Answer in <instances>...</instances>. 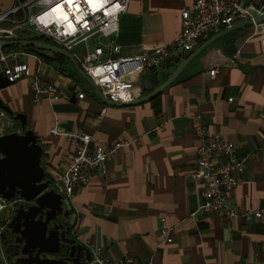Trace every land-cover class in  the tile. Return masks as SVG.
Wrapping results in <instances>:
<instances>
[{
	"label": "crops",
	"instance_id": "obj_1",
	"mask_svg": "<svg viewBox=\"0 0 264 264\" xmlns=\"http://www.w3.org/2000/svg\"><path fill=\"white\" fill-rule=\"evenodd\" d=\"M194 2L131 0L117 35L94 37L75 53L81 57L87 49L100 47L107 59L112 40L120 46L114 57L152 52L179 36L182 13ZM243 22L226 35L228 29H221L200 41L179 61L146 72H159L164 83L181 63L218 37L172 85L138 104L106 103L104 94L103 101L67 58L44 53L54 59L47 61L33 53L41 63L36 57L23 59L66 96L37 102L27 80L0 91L15 114L27 115V128L44 149L48 179L54 181L70 163L75 146L69 134L89 133L94 145L103 147L131 143L109 162L106 177H93L67 197L78 219V244L102 246L113 262L129 253L136 264H264V217L230 220L224 213L199 210L203 184L193 178L199 148L195 116L200 113L209 129L233 142L245 159L228 206L239 215L264 210V23L244 28ZM215 68L219 73L213 78ZM13 121L20 130L21 123ZM163 226L171 230L172 242L161 233ZM1 264L8 263L2 258Z\"/></svg>",
	"mask_w": 264,
	"mask_h": 264
},
{
	"label": "built area",
	"instance_id": "obj_2",
	"mask_svg": "<svg viewBox=\"0 0 264 264\" xmlns=\"http://www.w3.org/2000/svg\"><path fill=\"white\" fill-rule=\"evenodd\" d=\"M131 0H0V43L34 39L49 43L71 53L81 69L101 90L104 96L116 105H129L144 94L143 75L162 66L175 63L186 52H192L202 40L208 39L221 29H230L240 21H249L264 16L262 0H195L190 10L182 13V29L179 36L167 45L138 57H114L120 46L112 40L109 56L103 59L102 48L87 49L81 56L76 47L86 44L94 37L113 38L119 31L121 17L128 11ZM59 14H64L61 20ZM25 35V36H24ZM30 37V38H29ZM264 48V40H263ZM39 57L23 50H0V69L11 83L29 82L37 102H54L65 98V93L46 82L39 69L33 70L23 59ZM219 73L211 71V77ZM81 92L79 98L83 99ZM107 107L102 111L105 114ZM195 136L199 142L197 165L193 178L203 184L202 204L199 210L205 213H224L228 219L243 216L247 220L262 219L264 210L239 215L228 206L230 193L238 186L245 168V159L238 154V147L212 132L205 124L202 114L195 116ZM21 133L13 119L0 109V136ZM57 135L56 130L52 131ZM75 146L67 168L52 182L57 192L72 197L77 189L89 184L95 176L106 177L108 164L128 148L129 142H116L109 147L94 145L89 133H73L67 136ZM21 201V200H17ZM17 201H8L0 196V215ZM77 217V216H76ZM1 229V226H0ZM78 219L72 230L78 240ZM171 230L163 226L161 233L168 236ZM168 242L173 239L168 236ZM91 264H136L131 254L113 262L107 251L99 245H91Z\"/></svg>",
	"mask_w": 264,
	"mask_h": 264
},
{
	"label": "water",
	"instance_id": "obj_3",
	"mask_svg": "<svg viewBox=\"0 0 264 264\" xmlns=\"http://www.w3.org/2000/svg\"><path fill=\"white\" fill-rule=\"evenodd\" d=\"M262 23L264 16L257 17L255 21H244L242 25L245 28ZM235 29L232 27L223 35ZM217 38L209 40L194 57L181 63L164 83L159 72L143 75L144 91L148 94L129 105L148 101L167 89L187 65ZM13 46L48 51L69 59L103 100L101 90L81 69L71 53L34 39L4 41L0 43V50ZM12 84L0 73V91ZM105 99L106 103L117 106ZM0 109L21 123V133L0 136V196L8 201L21 200L0 215V264L2 258L8 264H91L90 250L78 244L72 233L77 217L73 214L69 200L57 192L52 187L53 181L47 178L46 169L42 165L44 149L35 132L27 128V115L15 114L1 98Z\"/></svg>",
	"mask_w": 264,
	"mask_h": 264
},
{
	"label": "trees",
	"instance_id": "obj_4",
	"mask_svg": "<svg viewBox=\"0 0 264 264\" xmlns=\"http://www.w3.org/2000/svg\"><path fill=\"white\" fill-rule=\"evenodd\" d=\"M13 50H23V51H27V52H31V53H36V54H38L39 56H41V57H45L43 54H44V52L43 51H41V50H37V49H35V48H22V47H18V46H13V47H9V48H7V49H4V51H6V52H8V51H13ZM53 55L55 56V58H60V59H62V60H66V58L65 57H63V56H61V55H59V54H55V53H53ZM46 58V57H45ZM46 60L47 61H54V59L51 57V58H46Z\"/></svg>",
	"mask_w": 264,
	"mask_h": 264
},
{
	"label": "rangeland",
	"instance_id": "obj_5",
	"mask_svg": "<svg viewBox=\"0 0 264 264\" xmlns=\"http://www.w3.org/2000/svg\"><path fill=\"white\" fill-rule=\"evenodd\" d=\"M25 36V35H24ZM30 38V37H29ZM83 49H85V44H82V45H80V47L77 49V51L78 50H83ZM44 53H46V54H50L51 52H48V51H43ZM0 72H1V69H0Z\"/></svg>",
	"mask_w": 264,
	"mask_h": 264
},
{
	"label": "bare ground",
	"instance_id": "obj_6",
	"mask_svg": "<svg viewBox=\"0 0 264 264\" xmlns=\"http://www.w3.org/2000/svg\"><path fill=\"white\" fill-rule=\"evenodd\" d=\"M65 15L64 14H59V18L61 19V20H63V19H65Z\"/></svg>",
	"mask_w": 264,
	"mask_h": 264
},
{
	"label": "flooded vegetation",
	"instance_id": "obj_7",
	"mask_svg": "<svg viewBox=\"0 0 264 264\" xmlns=\"http://www.w3.org/2000/svg\"><path fill=\"white\" fill-rule=\"evenodd\" d=\"M9 263V262H8Z\"/></svg>",
	"mask_w": 264,
	"mask_h": 264
}]
</instances>
